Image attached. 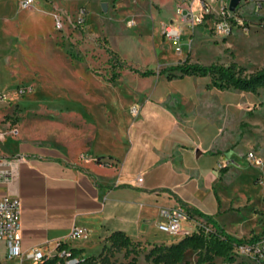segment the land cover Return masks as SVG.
<instances>
[{"label":"crops","instance_id":"0c3cea01","mask_svg":"<svg viewBox=\"0 0 264 264\" xmlns=\"http://www.w3.org/2000/svg\"><path fill=\"white\" fill-rule=\"evenodd\" d=\"M21 1L0 0V91L7 89V77L21 69L31 29L38 30L47 18L53 28L56 8L67 4V0H34L32 7L23 8ZM176 5L174 0V15ZM85 6L89 5L81 7ZM160 72L139 79L146 87L136 89L140 96L124 110L130 109L129 115L117 119L118 134H111L109 121L96 127L98 121L89 119L90 131L71 137L73 149L65 143L51 146L24 134L20 137L19 130L11 133L4 119L7 99L0 103V156L28 158L15 184L0 185V195L9 189L22 199L24 252H53L63 243L81 251L76 257L86 259L100 251L101 241L108 244L116 231L135 242L168 245L172 236L160 240L158 235L159 225L166 222L164 210L183 208L211 219L218 213L217 167L236 156L232 148L238 142L236 114L232 113L236 103H223L215 94L213 101H206L205 95L213 93H207L199 81L202 77L169 79V72ZM139 176L142 183H138ZM75 226L87 229L88 236L72 238ZM183 228L189 230V225ZM0 248L6 258L2 241ZM142 264L152 263L145 260Z\"/></svg>","mask_w":264,"mask_h":264},{"label":"rangeland","instance_id":"374dc122","mask_svg":"<svg viewBox=\"0 0 264 264\" xmlns=\"http://www.w3.org/2000/svg\"><path fill=\"white\" fill-rule=\"evenodd\" d=\"M84 3L89 6L81 7ZM64 6L65 10L56 8L64 16V29L56 30L54 19L51 28L49 18L38 30L32 28L31 40L23 47L21 69H15L14 75L7 77V89L0 91V95L6 93L8 97L4 116L9 123L7 130L11 133L19 130L20 137L24 134L39 143L51 146L65 143L68 149H73L71 137L89 132V119L98 121L96 127L109 121L111 134H118L117 119L129 115L130 109L126 113L124 110L134 97L140 96L136 89L146 87L140 82L144 78L136 71H161L185 61L204 66L236 63L244 76L264 67V0H253L243 6L244 25L235 27L228 38L217 35L210 26L201 25L185 29L180 40L173 41L165 39L162 31L166 23L176 18L174 0H67ZM83 8L86 19L78 24ZM169 74L171 79L181 76L178 71ZM114 75H118L116 80ZM199 81L207 93H213L205 95L206 101H213L215 94L223 103H236L232 106L237 124L238 142L232 147L236 148V156L217 167L219 180L214 193L219 210L212 219L239 239L262 235L264 88L255 94L236 89L220 91L212 87L209 77ZM225 118L223 115L222 119ZM250 152L257 154L260 163L249 160ZM19 200L23 208L21 197ZM188 213L189 224L183 222V226L189 225L191 233L194 229L212 228L198 213ZM158 235L160 240L171 235L173 240L169 244L185 236L162 231ZM101 242L100 251L92 255L96 264H125L134 256L127 258L124 250L113 251L109 243ZM142 246L146 250H140L141 264L152 244ZM0 260L1 264H8L1 248ZM197 260L198 252L192 251L183 261L197 264ZM219 261L215 259L214 264Z\"/></svg>","mask_w":264,"mask_h":264},{"label":"built area","instance_id":"2783aa9c","mask_svg":"<svg viewBox=\"0 0 264 264\" xmlns=\"http://www.w3.org/2000/svg\"><path fill=\"white\" fill-rule=\"evenodd\" d=\"M251 1L253 0H240L236 10L231 11V0H177L176 21L164 25L163 36L169 41L180 40L185 29L209 25L214 33L228 38L233 34L235 27L240 28L244 25L242 9ZM34 2V0H22L21 6L30 8ZM53 18L56 30L62 31L65 26L64 16L56 11ZM85 19L86 9L83 8L79 12L78 24L84 23ZM21 93L25 91L21 90ZM6 99V95H0V103ZM133 112L137 113V108H133ZM248 157L251 162L260 163L254 152H250ZM27 160L26 155L0 156V185L10 188L15 184L19 179L20 167L27 163ZM137 180L138 183L143 182L141 176ZM163 216L166 222L159 225L160 231L173 235L191 234V231L182 226L183 222L189 221V214L183 208L164 210ZM21 218L22 205L19 197L8 189L7 193L0 195V241L6 244L7 261L24 264L25 260H30L34 264H41L44 260L58 257V264H88L84 259L74 257L69 249L58 251L60 243L53 252L45 253L42 249L24 252L21 244ZM70 236L75 239L86 238L88 231L83 227L75 226ZM219 264H264V237L257 242L236 245L230 256L220 259Z\"/></svg>","mask_w":264,"mask_h":264},{"label":"trees","instance_id":"16d2710c","mask_svg":"<svg viewBox=\"0 0 264 264\" xmlns=\"http://www.w3.org/2000/svg\"><path fill=\"white\" fill-rule=\"evenodd\" d=\"M180 72L181 76L195 75L202 78H211L212 87L214 89L223 91L227 89H236L246 93H257L260 88H264V67L260 70L250 74L243 75V69L236 63L229 66L221 64H212L204 66L199 63H184L161 70V74L167 72ZM142 77H149L156 75V71L148 70L144 72L136 71ZM118 75H114L116 80ZM168 78L172 76L168 74ZM205 218L208 223L212 224V228H199L193 233L185 235L180 241L172 244L152 245L151 249L146 252L145 260L152 264H191L189 261H183L186 254L189 252H198L197 264H214L215 259L227 258L230 256L236 245H241L247 242H257L264 233L259 236H254L251 239H239L228 234L215 221L207 215L198 213ZM109 248L113 251H125V256L128 258L134 254L132 259L125 264H138L139 255L142 253L141 242L133 241L125 232L116 231L108 237ZM68 249V247L60 243L57 250L61 251ZM74 257L78 252L75 249H69ZM88 264H96L94 258L91 256L84 259ZM41 264H58V257L44 260Z\"/></svg>","mask_w":264,"mask_h":264},{"label":"water","instance_id":"95a60500","mask_svg":"<svg viewBox=\"0 0 264 264\" xmlns=\"http://www.w3.org/2000/svg\"><path fill=\"white\" fill-rule=\"evenodd\" d=\"M240 0H231L230 3V10L235 11L237 6L239 5ZM104 8L106 9V5H104Z\"/></svg>","mask_w":264,"mask_h":264}]
</instances>
